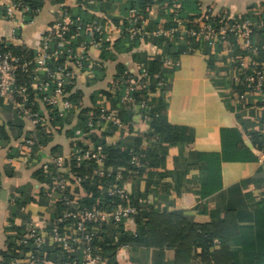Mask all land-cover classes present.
Listing matches in <instances>:
<instances>
[{
	"label": "crops",
	"instance_id": "crops-1",
	"mask_svg": "<svg viewBox=\"0 0 264 264\" xmlns=\"http://www.w3.org/2000/svg\"><path fill=\"white\" fill-rule=\"evenodd\" d=\"M133 1L141 2L145 19L143 38L136 41L134 49L121 45L115 28ZM195 1L201 15L208 10L213 14H264V0ZM170 2L66 0L64 4L62 0H34L30 3L33 14L18 12L0 22V45L36 51L41 36L65 11L103 23L111 41L101 47L87 46L88 61L71 89L72 94L81 95L79 113L101 103L114 108L112 82L124 69L137 78L145 72L162 81L152 80L146 88L153 115L139 114L140 108L136 109L127 125L113 129L103 123L95 135L114 147H137L142 159L138 160L140 171L123 176L131 204L142 201L140 211L146 215L175 214L186 223L206 225L213 231L221 228L225 249L233 254L234 263L205 262L199 257L201 249H195L189 261L180 262L172 246L150 247L136 242L141 228L134 216L125 224L100 226L99 236L130 240L106 258V264H264V106L250 94L242 99L245 90L230 81L239 59L248 69L254 61L264 62V33L253 36L250 48L236 38L209 45L192 40L187 30L173 35L171 30L177 24L169 12ZM181 17L186 28L188 19ZM157 60L160 68L153 70ZM41 112L51 139L46 146L39 140L42 145L23 149L20 144L31 135L32 126L20 118L12 103L0 101V264H14L16 255L26 258V249L19 251V247L30 224L38 226L46 240L41 248L42 264L82 261L79 250L62 261L61 252L47 239L48 224L62 206L58 194L36 174L55 149L69 153L73 147L69 132L79 113L72 114L70 124L60 129L49 121L47 109ZM158 122L169 124L173 134L168 136L166 130L159 129ZM175 133L182 138L169 141ZM83 143L93 144L90 138ZM87 186L77 190L80 198L88 196ZM104 193L99 192L101 197ZM216 240L219 249L220 240Z\"/></svg>",
	"mask_w": 264,
	"mask_h": 264
},
{
	"label": "built area",
	"instance_id": "built-area-1",
	"mask_svg": "<svg viewBox=\"0 0 264 264\" xmlns=\"http://www.w3.org/2000/svg\"><path fill=\"white\" fill-rule=\"evenodd\" d=\"M62 1L65 4L66 0ZM170 7L172 19L177 24L171 33L176 35L181 33V30H187L189 37L196 42L216 45L236 38L242 41L243 46L250 48L253 36L264 33V14L250 18L233 15L228 11L213 14L208 10L201 16L186 20L185 28L184 19L181 17L182 0H171ZM31 11H35L34 7L24 0L0 2V22L5 18H14L18 12ZM144 20L139 8L132 6L122 22L115 26L116 34L129 42L141 40ZM110 37L100 21L65 11L41 36L32 59L23 53L15 55L11 51H0V101L7 100L12 103L20 118L32 126V133L22 140L21 148L27 147L31 150L35 145L41 144L38 139L40 133L44 136H50L51 133L44 116L34 111L31 106L38 104L41 109L51 106L57 110L62 121L68 120L72 114L79 113L78 106L70 97L68 87L74 84H71L72 81H76L77 75L82 72L88 61L87 46L101 47L103 43L111 41ZM76 40L81 43L77 45ZM239 60L230 81L234 87L245 90L240 96L242 99H245L246 94H250L257 104L264 103V62L254 61L248 69L241 59ZM19 72L25 73L26 85H23ZM152 80L158 84L162 83L160 78L151 77L145 72L137 78L125 70L112 82L113 96L120 105L134 103L132 94L139 89L147 88ZM27 86L32 88L34 94L32 99ZM138 105L144 108L146 101L141 100ZM96 113L87 117L88 129L97 130L103 123H109L116 128L124 126L116 108H100ZM89 133L78 129L75 134L81 140ZM106 160L107 155L101 145L84 144L72 147L68 154L51 153L47 162L41 166L47 188L58 194L59 203L62 205L58 216L48 224L46 237L52 245L63 252L81 251V264H106L107 259L93 244L99 237L100 226L111 222L125 224L140 212L142 206V201L136 205L131 204L123 176L113 173ZM91 161L99 166L94 175L87 172L74 173L69 165L72 162L75 168L83 169ZM132 164L139 165L135 156L132 157ZM92 177L99 179L114 177L116 182L105 189L104 196L116 198L119 203L112 208L88 209L80 201L70 197V185L76 184L82 191L84 184L91 181ZM45 241L38 226L30 224L20 240V245L26 249V258L14 257L12 262L42 264L41 248ZM66 264L78 263L74 261Z\"/></svg>",
	"mask_w": 264,
	"mask_h": 264
},
{
	"label": "trees",
	"instance_id": "trees-1",
	"mask_svg": "<svg viewBox=\"0 0 264 264\" xmlns=\"http://www.w3.org/2000/svg\"><path fill=\"white\" fill-rule=\"evenodd\" d=\"M34 0H24L25 3L30 4ZM198 1L195 0H183V8L181 11V16L192 19L198 16H201L200 10H198ZM132 6H137L139 10L143 13L141 10L143 6L141 5V2L139 1H133ZM131 6V7H132ZM145 6V5H144ZM196 11V12H195ZM171 13V9L169 11ZM30 14H33L34 12H29ZM169 13V14H170ZM193 13V14H191ZM245 17L253 18L252 15H246ZM121 45L127 48H136L137 44L135 42H129L126 39L120 40ZM106 49V48H105ZM11 51L15 55H19L20 53H23L25 56H27L29 59H32L35 55V51L27 48V47H21V48H15V47H9L4 45H0V51ZM160 60H157L156 62H153V70H158L160 68ZM122 69L119 67V70ZM124 69L121 73H123ZM19 77L21 78V81H23V85H26L27 82H24V80L27 78L25 73L19 72ZM74 83V84H73ZM72 86L68 87L69 94L71 95V99L73 103L76 106H79L78 104L81 102V95L79 92L73 93L71 92V89L74 88L76 85V81H72ZM28 87V86H27ZM32 88L28 87V93L31 96V99L34 97V94L32 93ZM111 94V90L105 93V96H109ZM134 103H128L125 105H120L117 101H115V107L118 110V116L122 123L127 125L130 120L131 116H133L136 113V109H139L140 106L138 103L141 100L146 101V106L144 108L139 109V113H146L147 115H153L154 112L152 111V108H150V104L152 103V99L150 98V91H148L146 88L139 89L135 91L133 94ZM101 99H104V93L103 96L101 95ZM260 106H264V103L259 102ZM31 108L34 111L41 112L40 106L38 104L31 106ZM100 108H107L106 105L97 104L94 106L93 109H90L87 111V109L82 110V112L79 113L78 122L76 123V126H74L69 134L71 136V139L73 141V147L74 146H82L85 143L84 140L86 138H90L91 142L94 145H101L104 149L105 154L107 155L106 163L108 166H110V169L113 173L121 174L122 176L127 177L130 173H135L137 170V166L132 164V157L135 156L140 162H142V159L140 158L139 154H137L136 148L131 149H122L120 147H114L112 145H109L106 140H103L95 135V128L88 129L86 127V120L87 117L90 114L96 115L97 111ZM44 109L48 110V116L49 121L58 128H64V126H67L70 124V120L62 121L60 117L58 116L57 110L51 106H46ZM78 114V113H77ZM165 122H158V128L162 130H166L168 136L172 135V130L170 129V125L166 124L164 127ZM110 125V124H109ZM78 129H81L84 133L90 132L85 138L79 140L76 136V131ZM113 129H116V127H113ZM176 132L174 129L173 132ZM40 137L38 139L43 144H48L50 141V136H44L42 133L39 134ZM178 133H175L173 135V139H169V141H176L181 136H178ZM41 144V145H42ZM264 145V144H263ZM52 154H61L57 149L52 151ZM71 170L74 173H80V172H87L91 175H94V172L99 167L96 162H89L83 169H77L74 167V164L71 162L69 163ZM140 171V169L137 170V172ZM37 178L40 179V181H45L44 173L41 169L38 170ZM93 179L84 185L87 186V192H89L88 196L85 198L79 197V192H77L78 186L76 184H72L69 187V195L71 198H74L81 202L86 208L88 209H96L100 207L105 208H112L115 206L118 202V200L111 197H101L99 194L100 191L105 190L109 186L113 185L116 180L114 177L112 178H104L99 179L97 177H92ZM101 181L102 183H99L98 185H92L93 182ZM112 182V183H111ZM62 206V205H61ZM62 209V208H61ZM135 219L140 225L141 230L139 231V235L135 238L136 242L145 243L147 246L150 247H163L165 245L172 246L177 254V259L180 262H186L189 261V259L192 257V253L195 249H201V253L199 254V257L203 259L205 262H215V263H234L233 260V254L225 249V240L226 236L223 234V231L221 228H216V230L211 227H208L206 225H197V224H190L184 222L180 217H178L175 214H160L158 212H151L148 215L144 214L143 212H139ZM99 236L97 239L94 240V246L95 248L105 257L109 258L112 257L115 254V251L117 248L126 242H129L130 240L126 237H121L119 240L110 239L108 237ZM216 239L220 240V248H216ZM104 241V242H103ZM23 249V246L20 245L19 251ZM59 252H61L62 261H66L70 259L69 252H63L60 249L57 248ZM19 257L18 255H16ZM261 256V255H259ZM258 256V257H259Z\"/></svg>",
	"mask_w": 264,
	"mask_h": 264
}]
</instances>
